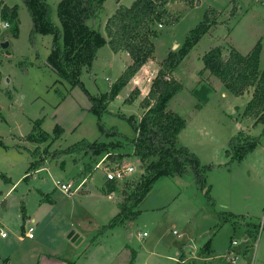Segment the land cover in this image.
<instances>
[{
  "label": "rangeland",
  "instance_id": "rangeland-1",
  "mask_svg": "<svg viewBox=\"0 0 264 264\" xmlns=\"http://www.w3.org/2000/svg\"><path fill=\"white\" fill-rule=\"evenodd\" d=\"M45 1L53 23L60 26L61 0ZM132 2L105 0L101 34L107 18L120 5ZM3 6L17 8L18 34L0 27V226L7 233L0 240V264H229L225 258L229 253L237 255L236 264H264V123L244 115L249 92L234 96L216 77L202 72V57L212 48L221 46L228 53L233 46L247 54L259 40V67L264 69V0L168 4L167 18L147 24L157 34L151 39L154 58L130 81L131 88L108 105L100 117L103 132L90 111V96L110 90L128 56L105 44L91 70L83 68L81 86H72L44 65L51 36L36 37L39 56L35 55L29 44L30 18L21 0H0V9ZM205 14L215 26L173 73L182 88L169 103V110L187 122L178 139L206 168L205 188L195 185L190 170L159 178L134 219L100 233L119 213L122 184L127 181L124 189L129 194L141 181L144 167L137 164L139 157L130 143L136 136L131 122L137 124L146 111L154 70L169 50L183 46ZM3 42L9 44L6 49L1 48ZM24 61L29 63L26 70L20 66ZM113 129L116 133L110 134ZM32 132L55 139L36 144L25 139ZM238 133L259 137V143L243 159L233 160L231 152L227 155L229 141ZM82 141L104 145L106 150L97 156L82 151L65 154L26 174L37 147L52 153ZM107 154H116L135 168L109 191L104 171L97 167ZM84 178L81 190L71 196L54 186L74 182L75 188ZM31 225L35 238L28 240L24 233ZM71 233L77 236L74 242L68 238ZM232 241L237 245L231 246Z\"/></svg>",
  "mask_w": 264,
  "mask_h": 264
},
{
  "label": "trees",
  "instance_id": "trees-1",
  "mask_svg": "<svg viewBox=\"0 0 264 264\" xmlns=\"http://www.w3.org/2000/svg\"><path fill=\"white\" fill-rule=\"evenodd\" d=\"M176 1L186 0H133L128 7L120 5L107 18L103 35L100 31L102 26L100 15L105 0H61L57 5L60 26L53 23L51 7L45 0H21L30 18L29 44L35 55L39 56L36 37L51 36L50 52L44 59V65L59 79L67 81L70 85L81 86L79 77L83 68L88 72L91 70L98 49L105 44H108L112 52L126 53L129 56L130 64L111 85L110 90L97 97L90 96V111L97 116V125L101 132L105 130L100 123V117L108 112V105L139 70L154 58V44L151 39L157 34L149 29L147 24L151 21L161 22L167 18L166 6ZM3 22L8 23L12 35L17 36L16 7L3 6L0 9V24ZM211 26H215V22H210L205 14L203 21L188 34L183 46L176 51L169 50L166 58L160 62L146 95L149 100L146 111L137 124L131 122L136 136L130 140V143L133 145L134 155L139 157L144 167L141 181L129 194L124 189L127 181L122 184L121 194L124 199L118 206L119 213L107 226L102 227L100 233L134 219L139 212L136 210L137 207L159 178L182 176L190 170L195 185L201 189L205 188L206 168L200 165L199 159L193 152L179 142L178 135L185 128L186 121L179 114L169 110V103L182 88L173 73L191 47L200 41ZM260 48L258 41L245 56L232 47L228 53H223L221 47L212 48L202 57V72L208 71L234 96H243L252 90L244 115L253 117L256 123L263 124L264 69L259 68ZM28 64V61H24L20 66L26 70ZM111 133L116 131L113 129ZM25 139L41 144L49 139L53 141L55 138L45 132H32ZM257 143L259 137H244L242 133H238L229 141L227 155L231 152L233 160L243 159ZM0 145H2L1 141ZM105 150L104 145L84 141L52 153L46 149L41 152L37 147L31 153L35 160L30 164L29 171L40 170L47 160H56L65 154L82 151L84 154L97 156ZM118 157L120 156L116 154L109 155L112 161L117 160ZM117 185L113 182H105L107 191ZM3 203L4 201L1 202ZM22 213L24 217V210Z\"/></svg>",
  "mask_w": 264,
  "mask_h": 264
},
{
  "label": "built area",
  "instance_id": "built-area-1",
  "mask_svg": "<svg viewBox=\"0 0 264 264\" xmlns=\"http://www.w3.org/2000/svg\"><path fill=\"white\" fill-rule=\"evenodd\" d=\"M0 27L3 29L9 28V24L6 22H3L0 24ZM138 162L137 164L139 165L140 168H142L141 162L139 160ZM97 167H102V170L104 171V175H105V182H113L116 184H119V183L122 184L124 180H126L129 176H131L135 172V168L132 165L125 164L118 159L114 161L110 160L109 154L105 155L102 158L101 162L97 163ZM85 181L86 179L84 178L81 181V183H79L75 188H74V184H75L74 182H68V183L55 182L54 186L61 193L71 196L77 191L81 190V187L84 185L83 183H85ZM34 233H35L34 226L33 225L28 226L24 233V238L28 240H32L35 237ZM174 234L176 235L175 232ZM145 236H147V234L143 233L142 237H145ZM6 238H7V233L3 229V226H0V240H4ZM246 239L247 238H245V240ZM236 245H237L236 241L231 242V246H236ZM225 258L227 259L229 264H236V261L238 259L235 253L234 254L229 253L228 255L225 256ZM245 264H253V262H248Z\"/></svg>",
  "mask_w": 264,
  "mask_h": 264
},
{
  "label": "crops",
  "instance_id": "crops-1",
  "mask_svg": "<svg viewBox=\"0 0 264 264\" xmlns=\"http://www.w3.org/2000/svg\"><path fill=\"white\" fill-rule=\"evenodd\" d=\"M208 32H209V31H208ZM227 36H228V35H227ZM259 41H260V40H259ZM260 43H261V41H260ZM220 47H221V46H220ZM231 47L234 48V49H236V47H233V46H231ZM252 49H253V48H252ZM252 49H251V50H252ZM236 50H237V49H236ZM251 50H250L247 54H249V53L251 52ZM237 51H238L240 54H242L239 50H237ZM122 54H124V56H128L126 53H122ZM247 54H242V55L245 56V55H247ZM47 56H48V55H47ZM47 56H46V57H47ZM128 58H129V56H128ZM149 61H150V60H149ZM128 64H130V59H129L128 61L125 62V66H123V67H124V68H123V71L125 70V68H126V66H127ZM147 64H148V62H147V63H146V64H145V65L139 70L138 73H140L141 70L144 69V68L146 67ZM259 68H260V67H259ZM260 69H261V68H260ZM123 71H121V73H122ZM156 71H157V70H154L155 75H156ZM138 73H137V74H138ZM137 74H136V75H137ZM136 75H135L134 77H136ZM155 75H153V76L151 77V79H153V78L155 77ZM209 75H210V74H209ZM134 77H133V78H134ZM129 83H130V82H129ZM221 86L224 87L222 84H221ZM130 88H131V87H130L129 84H128V85L125 86L122 90H124V89H130ZM224 88H225V87H224ZM122 90H121V91H122ZM121 91H120V93H121ZM248 92L250 93V96H249L248 100H250L251 95H252V90H249ZM245 94H246V93H245ZM117 97H118V96H117ZM240 97H241V96H240ZM246 105H247V104H246ZM186 124H187V122H186ZM29 167H30V165H29L28 168H27L26 174H28L29 172L32 173L31 171H29ZM162 178H163V177H162ZM104 186H105V182H104ZM105 189H106V188H105ZM47 199H48V198H47ZM121 202H122V201H120V203H121ZM120 203H119V204H120ZM119 204H118V206H119ZM140 204H141V203H140ZM2 206H3L4 208H6L5 201H4V203L2 204ZM31 221H32V222H35L36 219L32 218ZM71 234L73 235V237L75 236L74 233H71ZM71 234H70V235H71ZM173 234H174V233H173ZM75 237H76V238H75V241H76V240H77V236H75ZM34 238H35V237H34ZM32 240H33V239H32ZM70 240H71V239H70ZM73 242H74V241H73ZM0 260H3V259L0 258ZM6 261H7V260H6Z\"/></svg>",
  "mask_w": 264,
  "mask_h": 264
},
{
  "label": "water",
  "instance_id": "water-1",
  "mask_svg": "<svg viewBox=\"0 0 264 264\" xmlns=\"http://www.w3.org/2000/svg\"><path fill=\"white\" fill-rule=\"evenodd\" d=\"M117 3H118V2H117ZM196 3L199 4V3H200V0H196ZM8 45H9L8 42H3V43L1 44V48H2V49H6V48L8 47ZM68 238L71 239L72 241H75V238H76V237H75V236L73 237V235L71 234V235L68 236Z\"/></svg>",
  "mask_w": 264,
  "mask_h": 264
}]
</instances>
